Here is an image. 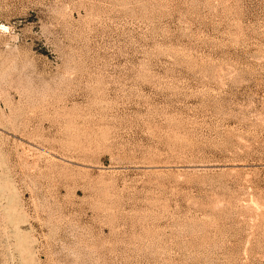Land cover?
I'll return each instance as SVG.
<instances>
[{"label":"rangeland","instance_id":"374dc122","mask_svg":"<svg viewBox=\"0 0 264 264\" xmlns=\"http://www.w3.org/2000/svg\"><path fill=\"white\" fill-rule=\"evenodd\" d=\"M0 264H264V0H0Z\"/></svg>","mask_w":264,"mask_h":264}]
</instances>
